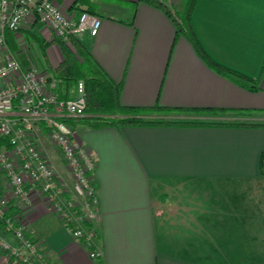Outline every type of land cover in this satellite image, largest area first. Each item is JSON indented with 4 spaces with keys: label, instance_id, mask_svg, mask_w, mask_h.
Wrapping results in <instances>:
<instances>
[{
    "label": "crops",
    "instance_id": "1",
    "mask_svg": "<svg viewBox=\"0 0 264 264\" xmlns=\"http://www.w3.org/2000/svg\"><path fill=\"white\" fill-rule=\"evenodd\" d=\"M77 1L80 9L71 10ZM188 1L57 0L68 13L86 10L101 18L98 34L79 41L122 83L124 105L179 108L169 118L264 121V77L251 84L260 92L253 91L247 81L202 59L186 36H176L172 9ZM190 20L215 61L260 76L264 0H196ZM27 37L50 42L40 22L26 24L16 36L17 56H23ZM47 53L50 68L64 60L56 43ZM22 63L48 69L42 58ZM72 128L97 164V236L91 246L76 239L33 193L35 209L22 220L52 264H245L252 252L264 256L259 245L264 233L252 237L254 227L264 226V127L91 128L76 121ZM42 147L70 198L74 179L62 155L51 144ZM0 192L10 194L1 168ZM21 214V206L12 202L9 215L18 219ZM93 250L102 251V257L92 258ZM0 264L16 263L0 250Z\"/></svg>",
    "mask_w": 264,
    "mask_h": 264
},
{
    "label": "built area",
    "instance_id": "2",
    "mask_svg": "<svg viewBox=\"0 0 264 264\" xmlns=\"http://www.w3.org/2000/svg\"><path fill=\"white\" fill-rule=\"evenodd\" d=\"M40 22L52 35L70 46L98 34L102 20L86 10L68 13L57 0H0V137L9 140V149L0 152V168L5 172L10 194L0 192V250L16 264H52L38 241L26 232L23 217L35 209L32 194L43 198L49 210L69 226L76 239L88 245L96 238L95 222L100 202L94 181L96 160L65 120L86 116L87 94L80 80L72 98H60L58 81L47 69L26 67L8 48L7 33L20 32L26 24ZM45 130L50 143L62 155L73 179V192L59 181L43 147L38 142ZM12 202L22 208V217L9 215ZM7 234L15 238L12 242ZM92 258L102 251H90Z\"/></svg>",
    "mask_w": 264,
    "mask_h": 264
},
{
    "label": "trees",
    "instance_id": "3",
    "mask_svg": "<svg viewBox=\"0 0 264 264\" xmlns=\"http://www.w3.org/2000/svg\"><path fill=\"white\" fill-rule=\"evenodd\" d=\"M154 3V0H147ZM196 0H189L184 10V20L175 19L176 36L184 35L192 43L196 52L202 59L214 66L219 71L235 76L245 83V81L257 84L264 77V63L260 76L253 78L237 70L215 61L205 49L202 41L194 31L190 16ZM79 2H75L70 9H80ZM19 33V32H18ZM17 33H7V43L12 51L17 52ZM29 39L28 40L33 39ZM36 39V38H35ZM27 40V41H28ZM41 48V54L46 59V51L51 43H56L62 52L64 60L56 68L47 70L58 81L57 92L60 98H72L76 94L78 82L83 80L87 94L86 116L77 120L91 128L105 126H210V127H264V121H254L249 119L239 120H202L198 118H169L172 113L178 112L179 108H171L161 105L154 107L130 106L121 102L120 94L122 83L116 82L108 72L102 67L95 56L77 38L70 37L69 42L73 47L72 51L62 39H54L50 42L36 39ZM31 43V42H30ZM242 83V84H243ZM245 85V84H244ZM253 91L260 88L258 86H247ZM186 111V110H185ZM225 111V110H223ZM187 112V111H186ZM212 114L217 115L218 110H212ZM71 127L76 121L65 120ZM3 147L9 148V140L0 137V152ZM260 175L264 177V151L260 157Z\"/></svg>",
    "mask_w": 264,
    "mask_h": 264
},
{
    "label": "rangeland",
    "instance_id": "4",
    "mask_svg": "<svg viewBox=\"0 0 264 264\" xmlns=\"http://www.w3.org/2000/svg\"><path fill=\"white\" fill-rule=\"evenodd\" d=\"M188 1V0H187ZM185 7L186 6H184L183 7V5H181L180 7H178V8H174V9H172V11L174 12V14H175V16H176V19L178 20V21H181L182 20V15H181V13L183 12L184 13V10H185ZM47 29V28H46ZM47 31H48V38L49 39H51V37H52V35L50 34V31L47 29ZM28 39H26V41H27ZM25 41V40H24ZM28 43L26 44V42H24L23 43V46H22V51L24 52V53H22L23 54V56H19V54H18V58H20V60L21 61H23V60H28L29 62H37V58H42L44 61H45V63L46 64H44L43 66L45 67H50V61H49V59L50 58H48V55L46 56V59L41 55L40 56V54H41V48H40V46L38 45V41L35 39V38H33L32 39V41L31 40H28L27 41ZM32 44H31V43ZM25 44V45H24ZM193 46V45H192ZM8 48L10 49V47L8 46ZM69 48L72 50V51H74V49H73V47L70 45L69 46ZM11 50V49H10ZM50 50V49H49ZM46 54H48L47 53V51H46ZM5 59V54H1L0 55V61H3ZM35 66H37L36 64H35ZM38 67L39 68H41L39 65H38ZM251 84L252 83H250V82H248V85H250L251 86ZM254 84V83H253ZM260 92V89L259 90H257L256 92ZM262 113H264V110H263V112ZM262 115H264V114H262ZM39 138L41 139L40 141H39V144H42V145H40V147L41 146H43V143H44V145L45 146H50V141H49V139H48V137L46 136V135H44L43 133H40L39 134ZM38 138V139H39ZM42 142V143H41ZM51 146H53L52 144H51ZM54 147V146H53ZM52 147V148H53ZM54 149V148H53ZM254 228H256V229H253L252 231V233H253V235H252V237H255V235L257 234V233H260V235H263V233H264V226L263 225H261L260 226V228H257V227H254ZM257 230V231H256ZM262 233V234H261ZM254 239V238H253ZM261 242V241H260ZM259 245H261L262 247V251L264 250V243L263 244H259ZM249 246V245H248ZM248 251H254V245L253 246H249V247H247L246 248ZM253 253V255H250V254H248V256H245V259H246V263L245 264H264V256H262L263 254H261L260 252H258V251H255V252H252ZM262 260V262H258L257 263V261L258 260Z\"/></svg>",
    "mask_w": 264,
    "mask_h": 264
},
{
    "label": "snow or ice",
    "instance_id": "5",
    "mask_svg": "<svg viewBox=\"0 0 264 264\" xmlns=\"http://www.w3.org/2000/svg\"><path fill=\"white\" fill-rule=\"evenodd\" d=\"M220 2H227V0H220Z\"/></svg>",
    "mask_w": 264,
    "mask_h": 264
}]
</instances>
